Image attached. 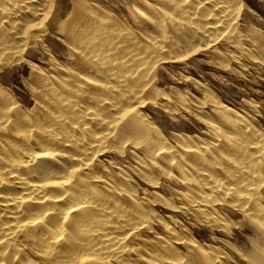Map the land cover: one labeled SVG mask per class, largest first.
I'll list each match as a JSON object with an SVG mask.
<instances>
[{
  "label": "bare ground",
  "instance_id": "6f19581e",
  "mask_svg": "<svg viewBox=\"0 0 264 264\" xmlns=\"http://www.w3.org/2000/svg\"><path fill=\"white\" fill-rule=\"evenodd\" d=\"M135 1L147 12L132 11V29L86 0H0V76L25 63L33 101L22 108L0 77V264H184L182 244L199 264H222L164 222L167 241L140 239L153 211L106 159L129 153L139 178L182 184L181 213L218 227L214 207L225 202L264 238L263 134L217 105L211 142L178 134L167 145L143 112L194 106L162 85L158 67L219 40L238 43L235 0ZM50 34L65 43L66 65L31 61ZM253 263L264 264V248Z\"/></svg>",
  "mask_w": 264,
  "mask_h": 264
},
{
  "label": "rangeland",
  "instance_id": "374dc122",
  "mask_svg": "<svg viewBox=\"0 0 264 264\" xmlns=\"http://www.w3.org/2000/svg\"><path fill=\"white\" fill-rule=\"evenodd\" d=\"M86 1L105 17L132 29V11L147 12L146 7L135 0ZM66 3L68 0H63L64 8ZM235 3L238 43L229 44L219 40L211 48L200 46L197 51L189 53L181 64L167 62L158 67L157 77L164 87L172 90L171 94L185 96L194 106L201 108H187L176 102H171L169 108L153 103L144 107L143 112L150 125L161 133L167 145H174L173 136L178 134L195 137L202 143L211 142L209 123L213 120L217 105L226 108L236 118L248 121L264 136V0H235ZM48 36L50 39L44 43L46 52L41 50L35 53L31 61L40 65L42 61L53 59L66 65L69 53L65 43L54 34ZM238 46L243 49L240 50ZM29 73L24 63L7 69L0 76L4 81L3 87L24 109L33 106L25 85ZM128 158L106 157L111 162V171L117 172V168L127 171L134 191L153 211L155 220L149 225L150 229H141V240L167 241L164 222L175 227L179 236L189 245H195L196 249L217 252L222 264H254L255 252L264 248V238L253 220L225 202L217 203L214 207L221 219V226L218 227L200 221L191 214H183L179 210L182 202L176 195L185 191L182 184L160 176L154 179L156 184L152 185L133 172L130 153ZM222 177L225 176L222 174ZM261 193L264 198V187ZM176 246L184 264H199L198 252L185 244Z\"/></svg>",
  "mask_w": 264,
  "mask_h": 264
}]
</instances>
